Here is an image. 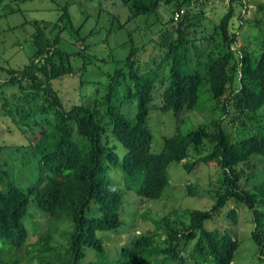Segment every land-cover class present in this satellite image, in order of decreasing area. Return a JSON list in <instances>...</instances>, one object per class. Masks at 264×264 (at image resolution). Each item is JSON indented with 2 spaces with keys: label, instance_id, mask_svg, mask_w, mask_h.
Masks as SVG:
<instances>
[{
  "label": "trees",
  "instance_id": "1",
  "mask_svg": "<svg viewBox=\"0 0 264 264\" xmlns=\"http://www.w3.org/2000/svg\"><path fill=\"white\" fill-rule=\"evenodd\" d=\"M121 1L128 9L127 19H131L153 13L159 0ZM234 1L240 7L246 2L229 0L212 33L218 31L227 47L236 41L235 32L229 30ZM180 8L177 4L176 10ZM239 13L238 18L242 15ZM65 14L63 8L62 15ZM186 18L183 14L176 19V41L167 50L170 59L160 109L170 111L178 124L183 111L202 112L207 101L222 98V104L213 109L224 115L229 99L224 93L236 65L238 86L230 97L232 106L243 116L254 113L264 103V47L256 55L242 48L233 66L229 65L230 50L212 55L209 49L196 56L192 67L184 69L181 58L187 50ZM47 23L33 21L36 31L30 38L34 48L31 57L21 69H6L10 78L5 83L17 84L20 93L12 94V101L3 98L0 112L21 128L18 130L25 137L32 158L24 184H15L0 165V264H81L87 252L92 258L85 264H111L97 235L115 231L122 224L119 217L122 189L109 178L110 172L119 175L125 188L130 187L132 180L138 197L156 199L168 181L167 165L186 158L190 148L197 151L205 142L209 145L208 152L184 162L183 167L190 170L199 163L210 162L218 167V188L211 206L205 210L172 211L171 215L152 220L156 231L146 228L130 235L119 246L113 264H186L188 243L195 264H231L238 241L229 230L220 232L202 227L203 221L227 201L246 207L253 224L250 237L257 253L264 251V179L251 190L247 188L256 168L252 158H261L264 167V124L236 142L221 129L220 118L211 121V131L198 125L181 133L175 124L173 132L163 137L160 150L152 153L146 119L156 74L146 71L129 76L133 87L127 86L125 96L136 100L131 117L124 116L112 103L117 95L115 80H110L106 87L103 108L96 100L90 105L80 100L64 107L50 80L71 73L70 55L57 46L56 38L44 37ZM133 50L131 47L129 55ZM202 85L206 86L208 98L199 105ZM115 141L122 147L120 154L114 152ZM186 193L194 194L189 184ZM29 201L49 217L45 234L30 243L23 222ZM180 216L187 218L186 223ZM227 217L235 224L237 211L228 210ZM60 224L65 229H59ZM56 234L60 241L55 240Z\"/></svg>",
  "mask_w": 264,
  "mask_h": 264
},
{
  "label": "rangeland",
  "instance_id": "2",
  "mask_svg": "<svg viewBox=\"0 0 264 264\" xmlns=\"http://www.w3.org/2000/svg\"><path fill=\"white\" fill-rule=\"evenodd\" d=\"M194 1L159 0L153 13L127 19L129 12L121 0H0V102L5 97L12 101L11 95L20 93L17 84L5 83L10 78L6 69H21L31 57L34 48L30 38L36 31L33 21L48 22L43 29L44 37L56 38L57 46L70 55L71 73L50 80L51 88L64 107L80 100L90 105L96 100L103 108L106 87L110 80H115L117 95L112 103L118 106L124 116L131 117L136 100L125 96L127 86L133 87L129 76L146 71L156 74L146 124L151 133L150 152H158L163 137L170 135L177 124L170 111L160 109V94L164 88V76L170 59L167 57V50L177 36V21L172 18L177 4L181 7L179 17L186 14L185 21L189 24L185 35L187 41L184 43L187 50L183 52L185 57L181 58L184 69L186 66L192 67L196 56L200 52L201 55L205 54L209 49L212 55L230 50L229 65L233 66L238 58V51L242 48L256 55L264 47V4L260 9L261 21L246 19L247 23L242 15L236 17L242 7L235 1L231 3L233 16L229 30L235 32L236 41L227 47L218 31L212 34L227 10V3ZM63 8L65 16L62 15ZM131 47L134 50L129 55ZM232 68V78L224 93V96H229L226 113L221 116L217 109H213L222 104V98L217 102L207 101L202 112L183 111L182 121L177 124L181 133L198 125L211 131V121L220 118L221 129L229 133L231 140L236 142L264 124V103L247 116L239 114L233 108L230 97L238 86V72L236 65ZM36 75L41 77L39 72ZM205 90L206 86L202 85L198 94L199 105L208 98ZM11 119L0 112V145L3 146L0 149V165L15 184H24L28 181L27 171L31 169L32 157L25 137L18 130L20 127ZM114 144V152L120 154L121 145L116 141ZM208 150L209 145L205 142L197 151L190 148L188 156L181 161L169 163L166 168L167 184L156 199L138 197L132 180L129 181L130 187L125 188L119 175L114 171L110 172L109 178L122 189L119 212L122 224L115 231L98 232L97 235L101 238L107 260L111 264L117 256L119 246L130 235L146 228L156 231L152 220L171 215L172 211L180 213L183 209L205 210L211 206L218 188V167L213 162L199 163L190 170L183 167L184 162H190ZM252 159L256 168L247 181V188L250 190L264 179L261 158L254 156ZM187 184L193 188L194 194L186 193ZM230 209L237 211L235 224L227 217ZM179 218L186 223V217ZM23 222L28 230L27 242L30 243L45 234L49 217L29 201ZM202 227L220 232L229 230L238 241L231 264H264V251L257 253V247L250 237L253 224L244 205L227 201L212 217L203 221ZM59 229H65L64 224H60ZM55 240L60 241L58 234L55 235ZM190 244L186 247V264H195L189 253ZM86 254L81 264L92 258L91 253Z\"/></svg>",
  "mask_w": 264,
  "mask_h": 264
},
{
  "label": "crops",
  "instance_id": "3",
  "mask_svg": "<svg viewBox=\"0 0 264 264\" xmlns=\"http://www.w3.org/2000/svg\"><path fill=\"white\" fill-rule=\"evenodd\" d=\"M228 1H226L225 3H228ZM263 4H264V0H246L245 4L243 6H241L242 8L240 10L242 12V19L244 21L246 19H252V20H255L257 22L258 21L260 22L261 17H262L260 15V9H261ZM245 22L248 23V20H246Z\"/></svg>",
  "mask_w": 264,
  "mask_h": 264
},
{
  "label": "built area",
  "instance_id": "4",
  "mask_svg": "<svg viewBox=\"0 0 264 264\" xmlns=\"http://www.w3.org/2000/svg\"><path fill=\"white\" fill-rule=\"evenodd\" d=\"M196 1H204V0H196ZM210 1L216 3V2H220V1H222V2H226V1H228V0H210ZM179 16H180V12L175 11V12L173 13L172 18H173L174 20H176V19L179 18Z\"/></svg>",
  "mask_w": 264,
  "mask_h": 264
}]
</instances>
